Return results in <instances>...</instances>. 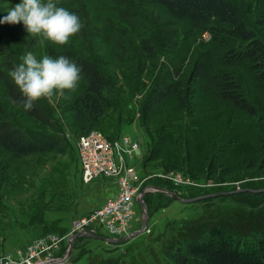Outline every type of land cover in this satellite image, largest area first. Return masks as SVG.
<instances>
[{"label":"rangeland","instance_id":"rangeland-1","mask_svg":"<svg viewBox=\"0 0 264 264\" xmlns=\"http://www.w3.org/2000/svg\"><path fill=\"white\" fill-rule=\"evenodd\" d=\"M234 1L243 10L248 26L264 40V25H258L259 20L264 21V0ZM55 2L80 18L83 27L79 33L65 45L41 44L42 37L30 36L23 24H3L0 32L9 42L8 52L21 63L20 58L28 52L40 60L72 50L90 57L100 67L112 89L114 107L105 111L91 132L116 142L127 138L137 145L126 161L137 176L134 185L138 194L145 190L147 226L121 243L80 235L88 232L114 238L90 217L119 192L114 177L90 183L81 180L75 149L81 133L76 134L70 111L73 98L83 91L80 80L75 90L41 98L64 140L57 151L14 158L0 149V260H14L40 240L38 255L45 263L65 258L64 264H171L167 253L185 250L187 242L205 237L212 229L250 241L258 238L264 232V87L252 82L246 63L230 71L242 95L258 109L256 117L237 113L200 93L198 85L188 101V113L178 111L170 99L146 115L143 105L149 92L177 67L187 69L205 50L209 35H190L185 24L170 20L161 9L146 7L139 0ZM16 3L19 0H0V17ZM143 41L153 46L154 59L149 60L141 50ZM0 102L5 116L17 127L53 134L15 107L1 86ZM166 121L193 132L188 152L199 159L207 156L210 166L199 164L197 171L187 173L183 166L166 170L157 160L147 161L148 135L157 123ZM170 174H178L189 183L176 184L168 180ZM147 186L163 188L181 199L210 197L182 203L165 192L146 191ZM143 215L144 210L136 203L127 235L142 228ZM84 219L89 222L78 227Z\"/></svg>","mask_w":264,"mask_h":264},{"label":"trees","instance_id":"trees-1","mask_svg":"<svg viewBox=\"0 0 264 264\" xmlns=\"http://www.w3.org/2000/svg\"><path fill=\"white\" fill-rule=\"evenodd\" d=\"M139 1L146 7L161 9L170 20L185 24L190 35H209L205 50L194 58L187 69L177 67L167 80L156 84L149 92L143 105L146 115L170 99L178 111L188 113V101L196 85L200 93L231 107L237 113L248 117L258 115L255 105L242 95L241 87L230 69L246 63L252 82L264 87V40L248 26L243 10L236 1ZM258 25L263 26L264 21L259 20ZM140 47L149 60L155 58V50L148 41H143ZM9 50L7 37L0 32V86L15 107L53 134L30 132L17 127L5 116L4 106L0 102V149L14 158L57 151L64 140L44 102L41 99L34 102L31 110H25L19 103L21 93L9 72L20 62ZM62 55L75 61L82 70L83 91L73 98L70 111L74 114L76 134L86 135L99 126L105 111L114 107L112 89L100 67L90 57L72 50L57 54L58 57ZM192 133L184 125H176L173 121L157 123L153 133L148 135L147 161L157 160L166 170L183 166L189 170L187 173L197 171L199 164L210 166L207 156L199 159L189 154L194 137L189 138ZM262 153L264 166V148ZM251 165L255 167L257 164L253 162ZM167 255L171 264H264V232L250 241L235 238L226 230L212 229L205 237L187 242L185 250L177 248Z\"/></svg>","mask_w":264,"mask_h":264},{"label":"clouds","instance_id":"clouds-1","mask_svg":"<svg viewBox=\"0 0 264 264\" xmlns=\"http://www.w3.org/2000/svg\"><path fill=\"white\" fill-rule=\"evenodd\" d=\"M23 24L25 31L33 37H42L40 43L49 41L65 45L70 37L83 27L80 18L55 0H19L0 17V25ZM9 76L21 93L19 103L25 110H31L34 102L51 98L55 93L75 90L81 80V68L67 56L53 58L45 55L42 59L28 52L21 58Z\"/></svg>","mask_w":264,"mask_h":264},{"label":"built area","instance_id":"built-area-1","mask_svg":"<svg viewBox=\"0 0 264 264\" xmlns=\"http://www.w3.org/2000/svg\"><path fill=\"white\" fill-rule=\"evenodd\" d=\"M75 149L83 183H90L102 177L117 178L119 183L118 194L99 207L90 219H96L114 238L127 235L135 215L139 194L138 187L134 185L137 176L132 168H129L126 160L131 159L132 154L137 150V145L127 138L116 142L104 137L100 132H90L79 136ZM168 180L182 185L189 183V180L183 179L178 174H170ZM88 222L84 219L78 227ZM39 242L40 240L29 246L25 254L14 260L4 258L0 260V264H37L38 262L44 264L45 262L40 261V253L38 255ZM49 261L46 260V263Z\"/></svg>","mask_w":264,"mask_h":264},{"label":"water","instance_id":"water-1","mask_svg":"<svg viewBox=\"0 0 264 264\" xmlns=\"http://www.w3.org/2000/svg\"><path fill=\"white\" fill-rule=\"evenodd\" d=\"M147 190H152V191H160V192H165L166 194L170 195L172 198H174L175 200L179 201V202H182V203H191V202H194L196 200H199V199H202V198H205V197H210V196H199V197H196L194 199H181L179 198L176 194L174 193H171L163 188H160V187H153V186H147L146 187V191ZM144 194H145V190H143L138 198H137V203L139 205H141L142 209L144 210V215H143V224H142V228L139 230V231H136L134 233H132L131 235H127L125 236L124 238H111V239H107V238H103V237H97V236H94L92 235L91 233H83V234H80L82 236H86V237H92V238H97L99 240H102V241H105V242H108V243H121V242H124L130 238H134L135 236L139 235L141 232H143L145 229H146V226H147V221H148V211H147V208L144 204ZM211 196H214V195H211ZM76 236V235H75ZM72 239V238H71ZM71 239L68 240V244L71 245ZM70 253V252H69ZM65 263V258L62 259V260H57V261H50V262H47V263H44V264H64Z\"/></svg>","mask_w":264,"mask_h":264},{"label":"bare ground","instance_id":"bare-ground-1","mask_svg":"<svg viewBox=\"0 0 264 264\" xmlns=\"http://www.w3.org/2000/svg\"><path fill=\"white\" fill-rule=\"evenodd\" d=\"M152 191V190H151ZM133 239V238H132Z\"/></svg>","mask_w":264,"mask_h":264}]
</instances>
